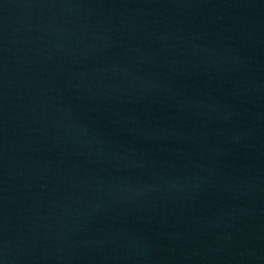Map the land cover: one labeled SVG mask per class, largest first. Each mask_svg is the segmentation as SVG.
Masks as SVG:
<instances>
[{"label":"water","instance_id":"1","mask_svg":"<svg viewBox=\"0 0 264 264\" xmlns=\"http://www.w3.org/2000/svg\"><path fill=\"white\" fill-rule=\"evenodd\" d=\"M0 264H264V0H0Z\"/></svg>","mask_w":264,"mask_h":264}]
</instances>
